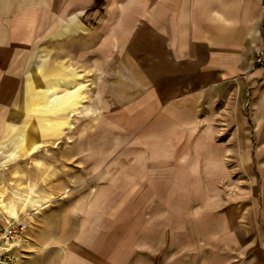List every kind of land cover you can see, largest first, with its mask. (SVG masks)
Wrapping results in <instances>:
<instances>
[{"label":"crops","instance_id":"1","mask_svg":"<svg viewBox=\"0 0 264 264\" xmlns=\"http://www.w3.org/2000/svg\"><path fill=\"white\" fill-rule=\"evenodd\" d=\"M263 1L0 0V132L28 112L32 91L74 80L91 83L95 112L122 115L117 122L131 136L119 155L129 162L116 173L123 181L92 197L91 217L62 228L39 264H159L163 240L123 238L121 218L172 227L162 251L178 257L229 264L225 258L245 250L243 229L231 232L234 221L218 211L225 146L211 115L230 111L241 120L238 104L220 107L218 98L264 77V67L253 66L264 43ZM99 210L121 211L116 219L105 213L113 230L103 243ZM149 210L163 212L160 222L149 223Z\"/></svg>","mask_w":264,"mask_h":264},{"label":"rangeland","instance_id":"2","mask_svg":"<svg viewBox=\"0 0 264 264\" xmlns=\"http://www.w3.org/2000/svg\"><path fill=\"white\" fill-rule=\"evenodd\" d=\"M61 83L67 87L37 90L36 94L32 91L30 97L37 95V98L28 112L20 113L17 118L16 114L12 115L18 123L0 132V200L8 203L16 191L26 192L32 185V194L40 198L42 205L29 203L23 209L18 203L16 218L0 210V233L4 232L8 219L15 224V236L11 240V250L17 256L15 264H39L41 251H49L45 249L47 243L53 242L62 228L75 229L77 223H86L93 212L92 197L107 185L123 181V177L117 180L116 173L129 165L119 161L125 143L131 138L117 122L122 115L107 113L104 108L95 112L98 98L92 96L91 83L84 81L82 86L74 80ZM235 86L218 98L217 105L226 104L230 108L238 104L241 120L230 111L211 115L213 136L225 146L218 211L234 221L229 225L231 232L237 229L239 235L238 229H243L246 244L243 252H234L235 257L225 260L229 264H264V77L252 87L238 90ZM105 100L100 97L99 104L106 105ZM240 121L244 122L243 127ZM98 212L95 223L103 243L109 229L113 230L105 213L113 212L116 219L121 211ZM162 213L158 212L159 217H163ZM70 216L71 224L61 221ZM147 216L149 223L155 219L160 222L155 211L149 210ZM118 221L122 225L121 234L124 229L123 238L134 235L139 239L145 233L153 242L163 240L155 253L159 264L211 261L208 257H188L182 253L178 257L168 249L162 251L166 238L171 237L170 226L136 227L125 225L122 218Z\"/></svg>","mask_w":264,"mask_h":264},{"label":"built area","instance_id":"3","mask_svg":"<svg viewBox=\"0 0 264 264\" xmlns=\"http://www.w3.org/2000/svg\"><path fill=\"white\" fill-rule=\"evenodd\" d=\"M263 14H264V1H263ZM254 67H264V43L256 51L253 58ZM15 224L8 222L5 226L4 232L0 233V264H15L17 260L16 254L11 250L12 243L15 236Z\"/></svg>","mask_w":264,"mask_h":264},{"label":"bare ground","instance_id":"4","mask_svg":"<svg viewBox=\"0 0 264 264\" xmlns=\"http://www.w3.org/2000/svg\"><path fill=\"white\" fill-rule=\"evenodd\" d=\"M127 76V75H126ZM127 80V79H126ZM61 105V104H60ZM133 172V171H132ZM32 190H34V187L31 185L29 190H27L26 192L25 191H16L15 192V197L13 199H11L10 202H5L4 200H0V210L1 208L3 210H5L6 212L9 213V215L11 217H18L19 213H18V203L20 205L21 203V207L24 209L25 206H27V204L29 203H34L36 204L38 207H42L41 205V201H40V198L39 197H35L33 196L32 194ZM8 222H10L11 220L8 219L7 220ZM84 223V222H83ZM84 225V224H83ZM201 236V235H200ZM201 239V237H200Z\"/></svg>","mask_w":264,"mask_h":264}]
</instances>
